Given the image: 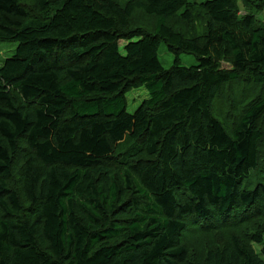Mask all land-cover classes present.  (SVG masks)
Returning <instances> with one entry per match:
<instances>
[{
    "label": "trees",
    "instance_id": "trees-1",
    "mask_svg": "<svg viewBox=\"0 0 264 264\" xmlns=\"http://www.w3.org/2000/svg\"><path fill=\"white\" fill-rule=\"evenodd\" d=\"M263 10L0 0V264H264ZM205 220L238 236L196 258Z\"/></svg>",
    "mask_w": 264,
    "mask_h": 264
},
{
    "label": "rangeland",
    "instance_id": "rangeland-1",
    "mask_svg": "<svg viewBox=\"0 0 264 264\" xmlns=\"http://www.w3.org/2000/svg\"><path fill=\"white\" fill-rule=\"evenodd\" d=\"M191 2H199L201 0H189ZM264 19V10L258 15ZM124 42H119V47L122 49ZM16 48L15 43L2 44L0 43V65L2 62L13 55ZM122 52V50H121ZM159 60L165 69H168L172 62L173 56L167 52L166 47L161 44L158 50ZM181 65L185 67L196 65L198 62L194 59L192 55L181 54L180 57ZM223 68H229L225 63H222ZM147 98L146 93L142 90H133L126 95L128 112H134L136 108ZM258 174L260 177L264 178V166L258 167L257 170L251 173L249 178H245L242 182V188L247 190H252L255 187L253 177ZM232 227H225L218 225V222L205 220L197 221V224H193L187 227L182 235V242L188 247L190 255L200 257L208 249L215 248L217 246L221 247L223 242L230 238L232 235H237V230L231 229ZM212 230V233H207L205 230ZM242 237L245 236L246 229L243 227L238 232ZM238 236V235H237ZM253 248L257 251L259 246L253 245Z\"/></svg>",
    "mask_w": 264,
    "mask_h": 264
}]
</instances>
